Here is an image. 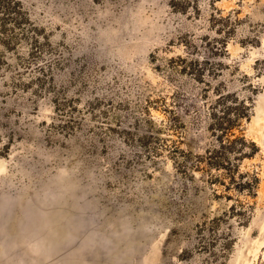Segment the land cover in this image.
Instances as JSON below:
<instances>
[{
  "label": "rangeland",
  "instance_id": "rangeland-1",
  "mask_svg": "<svg viewBox=\"0 0 264 264\" xmlns=\"http://www.w3.org/2000/svg\"><path fill=\"white\" fill-rule=\"evenodd\" d=\"M253 2L0 0V264H264L263 17L237 25L212 89L169 68L215 8ZM216 88L254 102L255 195L170 153L212 142Z\"/></svg>",
  "mask_w": 264,
  "mask_h": 264
},
{
  "label": "trees",
  "instance_id": "trees-1",
  "mask_svg": "<svg viewBox=\"0 0 264 264\" xmlns=\"http://www.w3.org/2000/svg\"><path fill=\"white\" fill-rule=\"evenodd\" d=\"M211 1L214 3L218 0ZM170 4L183 13L199 12L197 0H170ZM251 7L252 13L244 19L237 17L241 13L239 9L224 14L223 9L215 8V12L211 13L208 19L209 27L215 35H205L200 38V42L186 39V55L172 58L173 64L169 65V68L191 75L198 82L204 83L207 89H212L213 83L209 78H214L222 71L218 68L222 63L217 59L227 53L228 42L237 31V25L258 14L263 19L254 23L253 31H264V0H254ZM250 42L259 45L260 35H255ZM245 44L243 41L242 45ZM214 92L218 98L207 105V129L212 142L200 155H194L178 146L170 147V153L175 157V164L182 172H187L192 167L199 169V164H204L211 174V183L224 185L228 190L235 187L239 192L255 195L260 178L256 174L240 171L243 161L253 159L261 150L259 145L248 139L243 132L244 122L252 119L254 102L250 97L241 98L238 93L229 90L221 91L216 88ZM168 124L170 127H180L179 115L174 113ZM237 131L240 132L239 135L236 134ZM147 139H155V136L149 135ZM214 171L216 174H213Z\"/></svg>",
  "mask_w": 264,
  "mask_h": 264
}]
</instances>
